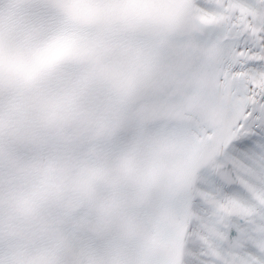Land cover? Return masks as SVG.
<instances>
[{
	"label": "snow or ice",
	"instance_id": "1",
	"mask_svg": "<svg viewBox=\"0 0 264 264\" xmlns=\"http://www.w3.org/2000/svg\"><path fill=\"white\" fill-rule=\"evenodd\" d=\"M0 264H264V0H0Z\"/></svg>",
	"mask_w": 264,
	"mask_h": 264
}]
</instances>
